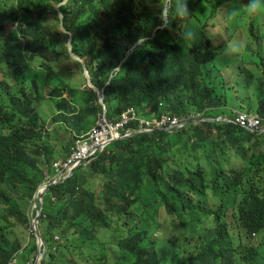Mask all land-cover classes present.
<instances>
[{
	"label": "trees",
	"instance_id": "trees-1",
	"mask_svg": "<svg viewBox=\"0 0 264 264\" xmlns=\"http://www.w3.org/2000/svg\"><path fill=\"white\" fill-rule=\"evenodd\" d=\"M64 1L19 0L16 6L0 0V264L35 260L36 239L23 241L18 226L29 223L33 197L45 172L54 173V159L71 152L70 146L51 147V130L38 110L47 99L45 89L52 88L50 100L58 111L53 121L70 129L76 140L103 113L93 90L71 86L62 76L68 50L49 17ZM197 1L184 31L174 11L169 13L172 25L155 31L162 23L159 8L155 11L147 0H67L60 6L72 52L86 58L109 120L130 107L179 116L226 108L232 88L224 85L222 70L229 67L242 78L237 89L255 96V74L249 69L255 65L250 48L255 46V16L233 15L249 0H238L226 17L228 39L236 27L247 36L238 61L225 54V43L214 46L204 32L221 0H182L188 8ZM171 2L173 10L179 7L177 0ZM186 31L193 38L186 39ZM141 35L147 37L146 46L125 56ZM35 59L42 61L37 69ZM117 65L122 70L108 73ZM257 112L264 119V94ZM214 131L220 149L228 142L244 153L245 143L255 136L225 122L191 124L174 135L160 130L134 135L114 142L70 179L52 186L39 222L47 247L41 264H79L68 258L78 248L94 264H255V225H264V180L257 179L255 187L251 167L205 170L199 151ZM210 144L214 150L215 143ZM162 211L170 219L166 226ZM99 229L121 236L111 263L105 244H99L97 254Z\"/></svg>",
	"mask_w": 264,
	"mask_h": 264
},
{
	"label": "clouds",
	"instance_id": "clouds-1",
	"mask_svg": "<svg viewBox=\"0 0 264 264\" xmlns=\"http://www.w3.org/2000/svg\"><path fill=\"white\" fill-rule=\"evenodd\" d=\"M66 2H67V0H65L61 4H57V5H59V8H60V6L64 5ZM147 2L149 3L150 7L154 8L155 11H158V8H159L158 15H159V19L161 20L162 23L160 26L155 28V31L157 29L162 30L163 28L168 26L170 11H174V15H176L181 20L180 26L182 28V31L186 30L188 13L190 11H196L198 9V6H199L198 1H197L193 7L188 8L187 3H183L182 0H177L179 7L175 8L173 10L171 0H166V2H165V0H158V1L147 0ZM227 3L231 4V1H227ZM231 6H234V5H231ZM59 11H60V9H59ZM241 11L245 12L249 17L255 16V42L259 45L258 50L255 51V90L258 91V99H259V96L261 94H264V91L261 89V85L264 83V45L259 41L260 37L264 38V0H249V2L247 4H245L242 9L235 10L233 12V15H240ZM60 14H61V12H60ZM62 25H63V15H62ZM17 35L19 36V33H17ZM68 35L70 36V39L68 40V42H70V47L69 48L67 47L68 53L70 54V56H72L76 59L81 58L72 52V48H71V36L72 35L69 33H68ZM185 38L186 39L193 38V33L191 31H186L185 32ZM228 40H231V39H228ZM146 44H147V37L141 35L140 37L137 38L135 43L129 44L127 46V51L125 52V56L131 55V54L135 53L136 51H139L141 48L145 47ZM238 52H239V46H234L231 42H229L227 47L225 48V54L226 55H234V54H237ZM82 59H86V58H82ZM38 60H40V59H38ZM78 62L83 65V67L86 71H88L87 61H86V65L84 63H82L81 61H78ZM34 68L37 69L38 67L34 66ZM120 70H122L121 67L119 65H117L114 68H112L111 70H109L108 73H112L113 71H115L113 74V76H114ZM88 73H89V71H88ZM88 81H89L88 89L93 90L97 94V92L95 90L99 91V89L96 88L92 84L90 74H89ZM109 82H111V80H109L107 83H109ZM100 93L102 94V92H100ZM97 97L99 99L100 104H102V106H103V113L98 116V118H97L98 121L96 120L95 124L90 128V130L79 137L83 142H86L89 145H91L92 147H94L96 149L97 155L95 157L91 158L89 161H87V159H84V160H81L79 163H75L74 158H73V152L76 149L75 148L76 142H75L74 147L72 149L70 147L71 152L69 155L62 157V159L56 160L57 157L54 159V161L52 162V171L54 173L51 174L49 171L45 172V181L38 188V190L35 193L33 200H32L30 221H29V223L31 222V235L28 237V239L26 241L23 240L25 242H28L29 238L33 235L36 239V243H37L38 248H39L35 260H33L29 264H34V263L36 264L39 252L43 251V246H41V247L39 246L36 235H37V233H40L39 222H40V217L42 215V209H43V205L41 207L40 196L46 187H49V189H50L54 185L64 183L65 181H67L68 179H70L74 175L75 171L79 167L88 166L100 154L106 152V150L109 148V146L116 141L127 139V138L134 136V135L151 134V133L158 131V130L166 131L169 134L174 135V134L183 132L191 124H197L198 125L202 122L233 123L230 121L235 120V118H226V117H221L220 115L211 116L210 114L205 115V114H199L197 112H192L190 115H186V116H179V115L167 113V112H163V113L157 115V114L151 113L149 108L141 109V108H135V107H130L127 110H125L124 112H122L118 118L113 119V120H109L107 118V107L104 103L103 94H102V98L99 97L98 94H97ZM248 99L249 98H247V100ZM45 101H50L53 104V106L56 108V106L54 105V103L50 99H46ZM41 105H40V107H41ZM39 108H38V110H39ZM222 109H224V108H222ZM216 110H218V109L210 110V111L212 112V111H216ZM257 110H258V107L254 111V113L245 112V113L250 114V115H255V130L249 131L252 134H254L255 136H253L251 138V141H249L248 143H245V148L248 151L249 150L248 145L253 142V139H255V151H256L255 152V166L251 162H246L245 155L247 154V151L244 153L242 151L234 150L233 148L230 147V144L228 142H226L225 145H223V147L220 149L218 147V145L216 144L217 142H219V138L215 135L216 134L215 131L213 132L214 133L213 135H208V136H215L216 140H209L208 136H207L206 137L207 140L204 142V144L206 145V148L209 146V150H207L206 148L200 149V150H202L203 153H207V152L213 153L215 151H218L221 153L224 150H233L237 154L238 153L243 154L242 159L244 160V163L246 164V167H244L243 169H247V168L251 167V168H254V170H255V187H259V183L256 181L257 179L264 180V174H262V175L258 174L257 175V170H258L259 166H262L263 170H264V152H262L261 150H258L259 145L264 143V119L259 115ZM39 113H40V111H39ZM193 113H197L198 115L195 116V115H193ZM57 114H58V111L56 108V115ZM196 117H197V119H196ZM43 119L45 120V118H43ZM196 121H199V123ZM89 135H94L96 138L91 139L89 137ZM194 141H195L194 139L191 140L192 143H194ZM210 142L215 143V149L214 150H212V145L210 144ZM204 149H205V151H204ZM199 154H200V151H199ZM199 156H200L199 162L202 165L201 160H200L202 158V156L201 155H199ZM205 158H209V155L207 154L205 156ZM213 168H224L225 170H227L223 166L210 167L208 169L205 168V170L209 171ZM243 169H240V170H243ZM227 171H231V170H227ZM208 175L210 177L209 173H208ZM49 189L43 193L44 196L49 191ZM98 193H100V192L98 191L97 194ZM44 196H43V204H44ZM36 199L38 200L37 203H36ZM33 204H34V208L32 209ZM40 209H41V213L38 217V221H36L35 219H36L38 211ZM99 230H101V229H99ZM104 230H107V229H104ZM98 231H97V241H96V244L98 245V253L97 254H99ZM107 231L111 232L109 230H107ZM260 234L261 235L264 234V225L261 228H258L255 225V237H257ZM120 237L121 236L118 235V239ZM55 239L59 240L58 237H56ZM42 240H43V238H42ZM44 244H45V242H44ZM45 246H46V244H45ZM260 247L261 246H256V244H255V264H257V261L259 258V248ZM80 249L84 250V248H78L76 251H79ZM46 251H47V247L45 248L44 254L42 255L41 259L39 260V262L37 264H41ZM73 252H75V251H73ZM83 252H85V250ZM81 254H82V252L80 251V255ZM85 256H86V253H85Z\"/></svg>",
	"mask_w": 264,
	"mask_h": 264
},
{
	"label": "rangeland",
	"instance_id": "rangeland-1",
	"mask_svg": "<svg viewBox=\"0 0 264 264\" xmlns=\"http://www.w3.org/2000/svg\"><path fill=\"white\" fill-rule=\"evenodd\" d=\"M10 4L18 5V0H9ZM158 1V0H156ZM238 3V0H231V4L227 3L226 0H221L219 4V8L217 9V12L214 16L209 17L206 20V24L204 25V31L208 35L209 39L211 40L212 44L214 46H219L222 43H225L226 47L229 42H231L234 46H239V52L237 54L232 55L231 57H228L231 60L238 61L240 57L243 55V50L245 49V46L247 44V36L244 33V29L242 27H236L234 36L231 40H228V33L226 32V17L229 11V8L231 5H234ZM246 4V3H245ZM243 8V7H242ZM237 19L239 18V15H237ZM49 21L52 24L53 28L56 29V31L62 35V41L65 42L66 47H70V42L64 37V35L68 34V32L65 30V28L62 25V15L59 11V5H55L52 9V14L49 17ZM169 25H172L170 21H168ZM237 40V42H236ZM259 41L264 45V38H259ZM258 44L255 42V46H250V48H253L255 51L258 50ZM69 58L66 56L63 57L64 59V65L65 68L63 69L62 76L65 78L66 82L74 86L76 88H79L80 90H86L89 87V73L86 71L81 63L78 61H81L86 65V59L82 58H74L70 56L68 53ZM251 60V58H249ZM44 62V61H43ZM46 62V61H45ZM48 64H50L55 70L60 71L61 67L57 64L47 61ZM42 64V61L35 59L33 62V65L35 67H39ZM250 72L252 74H255V65L251 64L249 66ZM222 76H223V82L226 87H231L232 90L229 91L228 95V105L224 109H218L216 111L210 112L211 116H218L226 117V118H235L237 113L240 112H247V113H254V111L258 107V91L255 90V96L250 94L243 93L239 91L236 87V82L240 81L242 78L237 77V73L234 71L232 67H229L227 69L222 70ZM52 91V88H46L45 89V96L47 99H51L50 93ZM234 94V95H233ZM68 94L65 93L64 97H67ZM238 96H240L238 98ZM248 100L244 101L243 99ZM40 114L43 118H45L46 121V127L51 130V140L50 144L51 147L55 150H60L61 148H68L69 146L71 149L74 147L76 139L74 135L70 132V129L66 130L62 127V125L55 123L53 121L54 117L56 116V108L53 106V104L50 101H45L41 107L39 108ZM193 115L197 116V113H193ZM197 119V117H196ZM98 121V119H97ZM199 123V121H196ZM209 140H216L215 136H208ZM249 150L247 151V154L245 155L246 162H251L255 166V139H253V142L248 145ZM209 150V146L206 148ZM258 150H261L264 152V143L260 144L258 147ZM209 155V158H205L206 155ZM202 156L201 163L202 165L208 169L210 167H220L223 166L227 170H240L246 167V164L244 163V160L242 159L241 153H236L233 150H224L223 152L215 151L213 153L207 152L203 153L202 150H200V154ZM62 159V157H57L56 160ZM190 160H193L191 158ZM258 174H264V170L262 166H259L257 170ZM101 187L99 186V189H97V192H100ZM34 208V204L32 206V209ZM222 218L227 219L230 221V216H223ZM32 220V219H31ZM161 222L166 226L170 219L167 217V215L162 211L161 216ZM18 230L20 232L21 237L23 240H27L28 237L31 235V222L26 223L22 222L18 226ZM164 231H166V228H164ZM98 237H99V244H105L106 249L108 250L109 254V263L112 262V256L113 254L118 251V236H114L111 232H108L107 230L101 229L98 231ZM253 242L256 244V246H261L259 248V258L257 261V264H264V234H260L257 237H254ZM80 251L83 252L84 250L80 249L79 251H75L73 253L68 254L69 259H74L79 262V264H94L95 260L93 258H89L86 256H81ZM35 264V263H34Z\"/></svg>",
	"mask_w": 264,
	"mask_h": 264
},
{
	"label": "built area",
	"instance_id": "built-area-1",
	"mask_svg": "<svg viewBox=\"0 0 264 264\" xmlns=\"http://www.w3.org/2000/svg\"><path fill=\"white\" fill-rule=\"evenodd\" d=\"M244 128L248 131L255 130V115H250L245 112H240L236 114L235 120L230 121ZM91 139L96 138L94 135H89ZM76 149L73 152V158L75 163H79L81 160L87 159L89 161L91 158L97 155L96 149L86 142H83L80 138L76 140Z\"/></svg>",
	"mask_w": 264,
	"mask_h": 264
},
{
	"label": "water",
	"instance_id": "water-1",
	"mask_svg": "<svg viewBox=\"0 0 264 264\" xmlns=\"http://www.w3.org/2000/svg\"><path fill=\"white\" fill-rule=\"evenodd\" d=\"M96 92H97V94H98V96L99 97H101L102 98V94L98 91V90H95ZM49 189V187H46L44 190H43V193L46 191V190H48ZM43 193L41 194V196H40V202H41V207H42V205H43ZM38 202V200L36 199V203ZM42 209V208H41ZM41 209L38 211V214H37V217H36V221H38V217H39V215H40V213H41ZM37 240H38V244H39V246L41 247V246H43V251L42 252H39V255H38V257H37V261H36V264L39 262V260L41 259V257H42V255L44 254V251H45V248H46V246H45V244H44V242H43V240H42V237H41V234L40 233H37Z\"/></svg>",
	"mask_w": 264,
	"mask_h": 264
}]
</instances>
